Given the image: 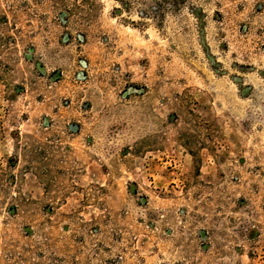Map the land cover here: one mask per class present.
<instances>
[{"label": "rangeland", "instance_id": "374dc122", "mask_svg": "<svg viewBox=\"0 0 264 264\" xmlns=\"http://www.w3.org/2000/svg\"><path fill=\"white\" fill-rule=\"evenodd\" d=\"M0 264H264V0H0Z\"/></svg>", "mask_w": 264, "mask_h": 264}]
</instances>
